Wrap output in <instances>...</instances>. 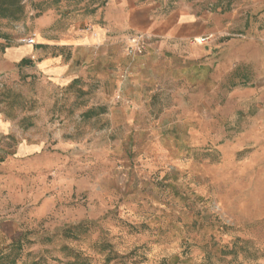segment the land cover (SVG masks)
<instances>
[{"label": "rangeland", "instance_id": "rangeland-1", "mask_svg": "<svg viewBox=\"0 0 264 264\" xmlns=\"http://www.w3.org/2000/svg\"><path fill=\"white\" fill-rule=\"evenodd\" d=\"M110 1L0 17V264H264V0H123L220 31L126 27L77 45L70 81L39 69Z\"/></svg>", "mask_w": 264, "mask_h": 264}, {"label": "crops", "instance_id": "crops-1", "mask_svg": "<svg viewBox=\"0 0 264 264\" xmlns=\"http://www.w3.org/2000/svg\"><path fill=\"white\" fill-rule=\"evenodd\" d=\"M111 7L119 10L118 15L111 13L106 16L109 25L106 28L96 26L91 35L83 36L82 39L74 44L64 43L62 46L68 47L71 52L67 51L65 55L62 53L55 55H46L42 58L41 53L36 56L40 58V70L46 71L54 78L64 81H70L74 77L73 66L77 59L75 49L79 44H89L96 46L107 37V32L119 31L126 27H134L145 29L153 32L154 35L163 36L170 39H184L195 36L210 35V31H220L216 26L214 17L201 13L197 15L192 13L191 9H184L182 12L172 11L159 19H153L148 9L143 7H134L129 15L125 11V3L123 0H111ZM73 46V47H71ZM68 49V50H69ZM23 54L28 53L29 47L20 50ZM24 151V150H23Z\"/></svg>", "mask_w": 264, "mask_h": 264}, {"label": "trees", "instance_id": "trees-1", "mask_svg": "<svg viewBox=\"0 0 264 264\" xmlns=\"http://www.w3.org/2000/svg\"><path fill=\"white\" fill-rule=\"evenodd\" d=\"M23 13L21 0H0V17L16 18ZM21 64H29L28 59L23 58Z\"/></svg>", "mask_w": 264, "mask_h": 264}, {"label": "built area", "instance_id": "built-area-1", "mask_svg": "<svg viewBox=\"0 0 264 264\" xmlns=\"http://www.w3.org/2000/svg\"><path fill=\"white\" fill-rule=\"evenodd\" d=\"M210 37H211L210 35H204V36H200L199 39L195 38V40L198 41L199 43H205L209 41ZM25 42L27 44L32 45L34 44V38L33 37L25 38ZM138 45H139V40L137 38H131L128 45V51L133 52Z\"/></svg>", "mask_w": 264, "mask_h": 264}, {"label": "bare ground", "instance_id": "bare-ground-1", "mask_svg": "<svg viewBox=\"0 0 264 264\" xmlns=\"http://www.w3.org/2000/svg\"><path fill=\"white\" fill-rule=\"evenodd\" d=\"M197 39H199V37H196Z\"/></svg>", "mask_w": 264, "mask_h": 264}]
</instances>
